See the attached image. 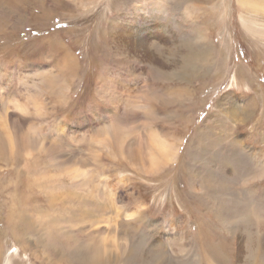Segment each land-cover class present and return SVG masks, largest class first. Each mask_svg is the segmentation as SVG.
<instances>
[{"label": "rangeland", "instance_id": "374dc122", "mask_svg": "<svg viewBox=\"0 0 264 264\" xmlns=\"http://www.w3.org/2000/svg\"><path fill=\"white\" fill-rule=\"evenodd\" d=\"M240 1L0 0V123L38 140L16 139L17 152L0 157V264H80L96 250L104 264H264V16L242 12ZM115 21L159 55L119 47ZM135 103L145 115L133 116ZM139 125L176 149V161L142 174L127 159L132 138L123 148L102 141L104 131ZM205 135L222 143L206 151ZM216 150L231 166L209 160ZM196 161L214 178L235 173V225L193 191L206 175ZM79 174L85 186L75 188ZM92 199L124 220L130 240L119 259L105 223L78 219ZM11 209L25 222L10 223ZM37 212L54 224L35 223Z\"/></svg>", "mask_w": 264, "mask_h": 264}, {"label": "bare ground", "instance_id": "6f19581e", "mask_svg": "<svg viewBox=\"0 0 264 264\" xmlns=\"http://www.w3.org/2000/svg\"><path fill=\"white\" fill-rule=\"evenodd\" d=\"M174 1L176 3V1L179 2L182 0H174ZM228 4H229V2H228ZM240 4L242 7H244V10L242 12H244V11L248 12V13L250 12V14H252L255 17H257V16L263 17L264 16V0H251V1H246V0L242 1L241 0ZM247 10H249V11H247ZM111 23H112V24H110V26L112 27L111 36L113 39L114 38L117 39V44L119 47H122V46L126 47L127 50L132 51L133 53L134 52H136V53L140 52L141 54L146 56L145 58L149 57L147 60H149V59L152 60L154 54H157V52H158L157 47H154L153 44H150L149 40L146 38L145 35L140 34V33L136 34L119 22L115 21V22H111ZM144 33L146 34L145 31H144ZM176 48L169 49V55H171L172 52L176 53V52L180 51ZM157 55H159V53ZM186 62H187V60H186ZM69 63L70 62H68V64ZM69 66L71 68H74L73 66H75V64L74 65L69 64ZM192 67L194 68L193 65H192ZM177 75H179V74H177ZM54 86H56V88H58V83L56 82V80L54 78L49 77L47 87L53 88ZM119 86H121V85H119ZM131 88H132V85H131ZM60 90L62 91L61 86H60ZM138 90H140V91H138ZM138 90H136L138 93L140 92V96L138 98H141L143 100L145 98V94L142 92V89H138ZM181 94L183 95V92H173V93H170L169 95H166V96L169 98H176V97H180ZM140 104L135 103V105L132 108V112H133L132 114L134 117H139L140 115H145L141 109L142 106ZM2 120L3 119L0 118V122H2ZM2 124L0 123V157H2V158L9 157V155L12 157L17 152L16 139H20L21 141H24V140L28 141L30 138L32 140L36 139L35 138L36 133L34 134L32 131H26V132L22 133L20 135V137L14 138L8 133V128L5 124V122ZM24 130H25V128H24ZM130 138H132V141H133V143L131 144V147L134 148V150L131 152L133 155V159H129V158H127V159L131 163H133L134 167L136 169H138L139 172H141L142 174L158 173L159 171H161L165 167H167L169 163H171L172 161H176L175 160L176 149L171 147L164 140L158 138L154 133L146 131L145 125H143V126H141V125L131 126L128 129H122L119 127L117 129H114L113 131H104V137H103L102 141L106 144V147H109L112 144H116V145L120 146L121 148H123L125 143ZM61 139H63V138H61ZM39 141H41V140L39 139ZM69 141H70V139H69ZM47 142H50V141H47ZM33 143H35V141ZM59 143H60V141H59ZM219 143H222V141L220 139L213 137V136L206 137V135H205V138L203 139V145H205L206 151H210L209 146H212L214 144H219ZM51 146H54V147H57V149L58 148L60 149V145L58 144V146H57V143L51 144ZM63 146H64V144H63ZM41 147L39 146L38 148H41ZM44 147L45 146H43V148ZM233 147L235 148V146H233ZM66 150H67V148H66ZM232 150L235 151V149L231 148V153H232ZM63 151L65 153V149ZM55 152H56V150H55ZM221 153L219 150H216V152L214 154L211 153L209 160H212L213 157L217 155L219 160L223 164H225L224 166L230 165L231 164V158H226V155H225V158H223V156L221 158ZM65 154H67V153H65ZM234 154L236 155L235 157H238L236 153H234ZM239 156H241V155H239ZM195 163L196 164L200 163V164H202L203 167H205V170L202 171L201 173H203V172L205 173V171H206V175H203V177H202V175H200L201 173L199 174L200 175L199 179H197V181L195 180L197 187L195 185V188L193 187L194 188L193 191H196L202 195H206L210 200L217 202L218 208H219L218 212H220L222 218L225 217L230 222V225H235L236 223H238V222L233 221V220H236V218H237V214H238L237 213V207H238V205L241 204L243 197H241L239 191L237 190V187L234 186V183L236 182V179L234 178L235 173L234 172L229 173L230 176L232 175L231 177L229 176L230 179L226 178L228 175L223 177V175H221V174L220 175L222 177L221 176L218 177L215 174V176L217 178H214V177H211L215 172L213 167H211L210 165H208V167H207L206 162L196 161ZM193 167L194 168L196 167L195 169L197 170V172L201 171L200 170L201 168H198L197 166H195V164L193 166H191L192 169H193ZM72 168L69 166L66 167L65 171L67 172L68 175H70L71 173L75 174L77 171H79L78 169L73 170ZM191 173H193V172H191ZM216 173H217V171H216ZM192 176L194 178H196L198 176V174L196 176H194V175H192ZM73 179L79 180V183L75 184V188L80 187V186H85L86 179H84V174L76 175L73 177ZM97 202L98 201L95 199L90 200L89 201L90 209H88L89 212L81 211L80 217L78 219L81 223H83V224L87 223V224H89V226L100 225L102 223H105L107 226L105 228V231H107L109 234H111V241H112L113 246H114V251L112 253L117 256L116 259H119V258H121V255L117 254L116 249L120 248L123 251H125L126 248L128 249L127 243L130 240L123 234L121 226H120L121 223L125 224L124 220L121 219L118 215L111 217L110 213L106 212L105 207L103 205H100L99 203L97 204ZM13 207L14 206H12L11 208H13ZM230 211H232L233 214L230 213ZM55 213L59 214L60 212L55 211ZM34 216H35V218H33V221L35 223H38L40 221L47 219L49 222L48 224H54L53 222L49 221L50 216L47 214L37 212V215L35 214ZM26 217H27V213H22L19 216L17 210H15V209H11V213L8 214V220L10 223L12 221H14L15 219H20V221L23 220V222H25ZM58 223H61V221H58ZM46 228L48 229V227H46ZM63 230L64 229L61 226L58 228L59 234L65 236L67 234V231H63ZM16 233H18V232L13 233V234H15L14 237L16 236ZM118 235L122 236V237H120V239H118L117 238ZM16 238H17V236H16ZM129 243H131V242H129ZM86 247L87 246H83V248H86ZM138 248H139V245H136V252L138 251ZM129 249H132V251H134L132 246H130ZM148 250L150 252L154 251V249H152V248L148 249ZM136 252H134V254ZM71 256H72V254H71ZM101 257H102L101 251L96 250L95 254H93L91 256L82 255V256H79L77 258V260L80 264H104ZM63 260H61V261H63Z\"/></svg>", "mask_w": 264, "mask_h": 264}]
</instances>
